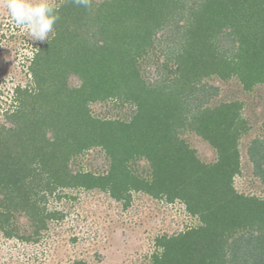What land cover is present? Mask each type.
Returning <instances> with one entry per match:
<instances>
[{
    "label": "trees",
    "instance_id": "obj_1",
    "mask_svg": "<svg viewBox=\"0 0 264 264\" xmlns=\"http://www.w3.org/2000/svg\"><path fill=\"white\" fill-rule=\"evenodd\" d=\"M57 7L60 19L31 59V82L15 88V106L0 125L3 234L17 236L13 220L24 215L25 240L38 241L60 216L45 204L58 190L98 188L127 203L142 191L179 199L200 220L158 237L152 264H264V197L234 185L250 120L242 101L215 100L220 87L208 82L237 78L248 91L264 85V0H91L90 8L64 0ZM71 77L80 83L70 85ZM98 101L132 110L98 116L91 110ZM187 134L208 143L216 159L203 161ZM94 147L108 169L73 171L71 162ZM247 156L264 184V129Z\"/></svg>",
    "mask_w": 264,
    "mask_h": 264
},
{
    "label": "rangeland",
    "instance_id": "obj_2",
    "mask_svg": "<svg viewBox=\"0 0 264 264\" xmlns=\"http://www.w3.org/2000/svg\"><path fill=\"white\" fill-rule=\"evenodd\" d=\"M64 0H51L58 6ZM50 35V33H49ZM27 27L11 20L4 0H0V125L7 123L6 111L14 108L15 88L31 82L29 65L37 44ZM152 68L150 75L155 74ZM210 83L220 87L215 100H239L250 120L251 129L241 141L242 170L234 179L235 188L245 194L264 197V184L253 174L247 156V145L263 135L264 85L245 90L237 78L221 80L213 77ZM76 77L70 85H78ZM93 114L108 117H127L130 105L121 108L113 102L91 103ZM190 145L205 162L216 159V152L194 134H187ZM73 171L105 172L108 161L99 147H94L71 162ZM140 167H148L145 160ZM130 201H120L98 188L84 187L58 190L45 203L49 211H59V218L48 220L38 241H26L31 234L28 217L18 215L13 220L17 236L6 237L0 229V264H73L82 259L89 264H152L157 238L179 234L200 224L184 202L155 198L142 191H133ZM60 195V196H59ZM13 225V224H12ZM26 239V240H25Z\"/></svg>",
    "mask_w": 264,
    "mask_h": 264
},
{
    "label": "clouds",
    "instance_id": "obj_3",
    "mask_svg": "<svg viewBox=\"0 0 264 264\" xmlns=\"http://www.w3.org/2000/svg\"><path fill=\"white\" fill-rule=\"evenodd\" d=\"M15 25L27 27L34 41H49V33L60 19L59 9L51 0H4ZM78 6L91 7V0H74Z\"/></svg>",
    "mask_w": 264,
    "mask_h": 264
}]
</instances>
